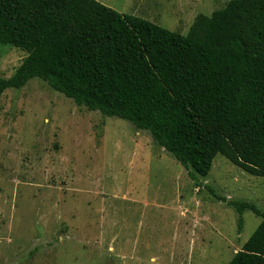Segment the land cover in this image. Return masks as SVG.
Here are the masks:
<instances>
[{
  "label": "rangeland",
  "instance_id": "1",
  "mask_svg": "<svg viewBox=\"0 0 264 264\" xmlns=\"http://www.w3.org/2000/svg\"><path fill=\"white\" fill-rule=\"evenodd\" d=\"M187 34L230 0H98ZM28 53L0 45V75ZM264 176L218 154L206 178L147 130L77 105L41 78L0 98V264H228L262 218Z\"/></svg>",
  "mask_w": 264,
  "mask_h": 264
},
{
  "label": "trees",
  "instance_id": "2",
  "mask_svg": "<svg viewBox=\"0 0 264 264\" xmlns=\"http://www.w3.org/2000/svg\"><path fill=\"white\" fill-rule=\"evenodd\" d=\"M28 55L0 98L41 78L79 106L117 117L206 178L218 154L264 176V0H230L199 14L187 34L121 13L98 0H0V45ZM262 220L228 264H264Z\"/></svg>",
  "mask_w": 264,
  "mask_h": 264
},
{
  "label": "crops",
  "instance_id": "3",
  "mask_svg": "<svg viewBox=\"0 0 264 264\" xmlns=\"http://www.w3.org/2000/svg\"><path fill=\"white\" fill-rule=\"evenodd\" d=\"M102 1V0H101ZM106 5V4H105Z\"/></svg>",
  "mask_w": 264,
  "mask_h": 264
}]
</instances>
